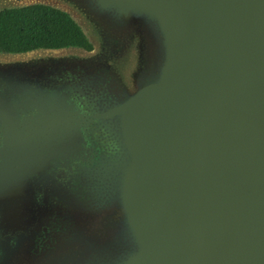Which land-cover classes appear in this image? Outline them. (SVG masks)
<instances>
[{"label":"water","instance_id":"95a60500","mask_svg":"<svg viewBox=\"0 0 264 264\" xmlns=\"http://www.w3.org/2000/svg\"><path fill=\"white\" fill-rule=\"evenodd\" d=\"M45 1L97 44L108 25L124 23L118 88L90 116L115 141L113 193L78 255L87 240L94 264H264V0ZM81 50L82 59L95 51ZM27 59H0V142L18 137V105L36 107L28 117L48 144L52 192L81 149L86 117L61 89L45 90L38 72L15 75ZM2 161L0 200L13 185L27 203L38 164Z\"/></svg>","mask_w":264,"mask_h":264},{"label":"flooded vegetation","instance_id":"af4514ba","mask_svg":"<svg viewBox=\"0 0 264 264\" xmlns=\"http://www.w3.org/2000/svg\"><path fill=\"white\" fill-rule=\"evenodd\" d=\"M123 24L114 21L107 27L102 48L86 61L70 55L35 56L16 64L15 75H22L23 66L37 67L44 89L65 92L66 102L86 117V123L81 127V149L63 169L64 180L58 179L50 192L48 144L44 139L38 142L39 132L28 117L36 114V107L27 106L23 111L24 106L18 105V137L9 146L0 142V156L8 157L0 161H12L15 166L38 164V168H31L26 177L23 191L27 203L20 200V192L13 185L0 200V264H94L90 242L84 240L89 254L84 255L86 247L79 256L78 241L90 220L110 205L113 185L108 168L114 161L116 145L107 125L90 116L111 102L118 88L119 79L111 64L122 48L119 26ZM13 107L16 110V105ZM40 135L41 140L42 128ZM37 151L40 162L32 158Z\"/></svg>","mask_w":264,"mask_h":264},{"label":"trees","instance_id":"16d2710c","mask_svg":"<svg viewBox=\"0 0 264 264\" xmlns=\"http://www.w3.org/2000/svg\"><path fill=\"white\" fill-rule=\"evenodd\" d=\"M61 48L92 49L87 35L67 12L43 3L0 9V53Z\"/></svg>","mask_w":264,"mask_h":264},{"label":"rangeland","instance_id":"374dc122","mask_svg":"<svg viewBox=\"0 0 264 264\" xmlns=\"http://www.w3.org/2000/svg\"><path fill=\"white\" fill-rule=\"evenodd\" d=\"M36 3V2H44L46 4H52V6H59L53 2H48V1H45V0H33V3ZM19 5H24V3H20V2H15L13 0H3L2 2H0V8L1 7H4V6H19ZM77 19V18H75ZM78 20V19H77ZM75 20L79 25L80 27L82 28V30L84 31V33L87 35V37L89 36L91 41L93 42V50L94 53H90L91 55H89V57L95 55L96 53H98L100 51V49L102 48L103 46V43H104V37L106 36L107 34V31H106V34L105 36L102 38V41H99V43L97 44V40L95 42L94 40V37H93V34L92 33H89L85 27L82 25V23L79 21ZM110 25H108L109 27ZM120 36H121V33H119ZM88 37V38H89ZM121 41H122V48H123V37L121 36ZM121 48V49H122ZM64 49H67V50H36V51H32V52H28L27 54H22V55H18V54H13V55H7V54H0V59L4 60L5 58H31V57H44L45 54L46 56H51V57H57V58H60V57H63V56H66V55H70V56H73L76 58L77 55H79L78 59L82 60V61H86V59H82L80 55H83L85 54L84 51H82L81 49H76V48H64ZM88 57V58H89ZM125 62L126 61V55H122L121 52L119 54L116 55V57H114V62L111 64V69L112 71L117 74L116 70L118 69H121V62ZM127 70V69H125ZM125 70L123 72H125ZM39 72L38 71V68L36 67L35 69H29L28 67H25L23 66L22 68V72ZM118 85V84H117ZM113 100V99H112Z\"/></svg>","mask_w":264,"mask_h":264}]
</instances>
